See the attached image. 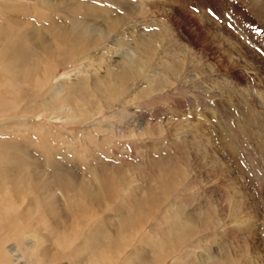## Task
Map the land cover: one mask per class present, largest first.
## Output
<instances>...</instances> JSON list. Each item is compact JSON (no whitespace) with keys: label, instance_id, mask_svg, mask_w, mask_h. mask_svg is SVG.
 <instances>
[{"label":"rangeland","instance_id":"rangeland-1","mask_svg":"<svg viewBox=\"0 0 264 264\" xmlns=\"http://www.w3.org/2000/svg\"><path fill=\"white\" fill-rule=\"evenodd\" d=\"M72 1L0 0V21L12 25L15 16L4 8L22 4L27 9L20 12L23 19L9 28L26 43V24L52 19L43 15L45 4L51 6L49 13L59 15L54 4ZM90 1L105 6L106 14L95 20L96 25L104 27L105 19L123 18L81 59L54 64L51 85L73 82V104L60 99L47 108L45 101L53 98L50 91L42 94L1 77L0 100L19 110L0 121H35L64 133L51 142L57 144L53 151L39 145L42 130L35 133L23 125L25 132L19 133L34 141H27L25 149L39 156L33 161L38 164L36 175L49 181L51 190V176L42 166L48 153L50 163L58 159L65 175L78 180H85L81 173L94 167L106 176L113 174L119 183L106 210L100 209L102 222L127 208L145 214L140 233L148 238L145 247L152 255L174 240L176 225L197 229L171 246L169 256L159 259L161 264H264V0ZM55 48L51 51L59 55L64 50L60 45ZM127 48H134V58L143 64L142 77L128 68V76L122 73L125 65L118 53ZM52 57V53L43 56L50 62ZM122 75L125 89L119 94L111 86L118 85ZM147 78L162 90L139 95ZM113 205L120 207L115 211ZM18 242L22 255L31 261L29 245ZM9 245L0 241V261L19 264L18 252H9ZM71 253L54 251L53 259L66 264L73 261Z\"/></svg>","mask_w":264,"mask_h":264},{"label":"bare ground","instance_id":"bare-ground-1","mask_svg":"<svg viewBox=\"0 0 264 264\" xmlns=\"http://www.w3.org/2000/svg\"><path fill=\"white\" fill-rule=\"evenodd\" d=\"M45 5L46 7L43 8V15L49 18L52 16V19L48 23L39 22V24L33 22V20L30 24L24 23L26 25L24 26L25 29H23L24 35H22L26 43L21 41L19 33L14 31L12 33L10 28L12 30L13 24L17 23L16 20L20 21L23 19L20 12H24L27 9L22 8V4H11L8 8H4L7 11L9 10L7 14H14L16 20L14 21L12 17L13 20L11 21L12 25L9 26L10 28L6 26L5 22L0 21V78L2 77V79L10 84H17L18 82L24 83L27 89L35 90L42 94H47L50 91L51 95L53 94V98L51 102L45 101V106H47V108L54 106V101H59L60 99L71 105L73 104L72 96L76 89L73 86L74 83L60 81L53 87L51 81L55 72L54 64L67 59H81L80 57L84 55L89 46L91 44H96L97 38L102 39L107 36L109 37L112 33V27H115V23L117 22L118 24L123 17L121 16L115 20L112 18L114 21H111L112 19H105L104 27H101L95 24V20L97 18L103 20L102 15L105 13V6L102 4L90 0H74L63 6H56L54 4L55 8L60 13L59 15H54L52 12L49 13V11H51V6L49 7L48 4ZM0 7L3 10L1 3ZM4 23L5 25H3ZM117 27L119 26L117 25ZM14 30L16 31L15 28ZM23 31L21 30V33ZM28 40H30V42L32 41L30 45L27 44V42H29ZM116 40L118 39H115V41ZM141 41L142 40H140V42ZM56 45L64 47L60 55L51 51ZM133 49H123V51L118 53L125 65L122 67V73L128 76V71H125L126 68H128L134 71L136 77H142L145 75L144 67L142 63L136 61V58H134ZM143 49L144 48H142V50ZM56 51H58V49ZM51 53L54 56L51 58V62L43 58L44 55ZM123 75L118 85L111 86L113 92L116 91L120 94L125 89L124 82L126 78L124 79ZM113 84H115V82H113ZM146 84V88L138 91L139 95L145 92L149 93V91L152 93L153 91L162 90L160 85L151 78L146 79ZM109 86L106 90H109ZM5 101L2 99L0 100V117L6 116L8 118L11 114L10 112L17 108L15 105L8 104ZM12 115H14V113ZM7 118L6 122L0 121V241L4 243L9 242V252H18L16 257L21 258L20 263L18 262L19 264H37V262L39 264H60L53 259L54 251H60L62 254L72 252L71 258L73 261L71 260L66 264H161L160 260L168 257L172 252L171 246H175V243H182L186 236L189 234L193 235L192 232L197 230L191 229L188 225L186 226L188 228L176 225L173 227L175 231L174 240L168 242V245L165 243V246H167L161 248L158 255H152L150 253L151 251L149 252L145 247L148 238L146 236H141L140 233L141 228L144 227L145 222L143 219L145 214H141V212L135 213L132 208H127L125 209V213L121 214L118 211V217L115 219L111 216V211V213H109L111 215H107V220L105 219L106 222L104 224L102 222L103 217L100 215V209H104L108 206L110 197L114 196L113 193L114 191L116 192L117 183H119L117 182L119 180L112 176L113 174L106 176V174H101L100 168L94 167L90 172H87V170L81 173V178L83 177L85 180H78L79 178L77 179L76 177L72 178L65 175L58 166V159H54L51 163L49 162L51 153L49 154L47 152V156L45 155L47 159L42 160V166L43 168L45 167L44 171L48 173L46 175L49 177L51 176L50 179L53 183V188L51 190L49 181L36 175L38 164L33 161L39 159V156L37 157V154L31 150L29 152L25 149V147L28 148L27 141H32L30 138L31 136H29V134H21L20 137L19 133L25 132L22 129L23 125L30 126L35 133L38 132V130H42L39 145L44 150L45 148H49V151H53V148L55 149V145H57L51 142L57 139V137L60 138L64 136V133L59 131L58 133L60 134H57V132H53L52 129L43 126V124L39 122L35 123V121H30V124L22 121L16 122V120H9V122H7ZM108 127H111V125H108ZM69 141V148L72 150L73 156L77 158V150L74 149L75 147L73 148L71 140ZM32 142L34 143V141ZM31 152L32 154H30ZM48 163L50 167L46 165ZM31 172H35V177H33ZM161 173L164 175L162 171ZM157 183L160 184L159 182ZM166 190L168 191L167 188ZM139 201L140 200H138V202ZM151 202L148 201V204H151ZM114 205L112 209L115 211L118 210L120 206L117 208L116 205V208H114ZM159 207L161 206L159 205ZM154 210L155 209H153V211ZM144 212L147 216L150 214L148 209ZM151 213L153 214V212ZM9 214H11V221H9ZM142 221L144 223H142ZM184 222L183 224H185ZM113 223H116L115 228L112 226ZM179 224L180 223H178V225ZM194 224L193 226H195ZM114 233L116 237L112 236ZM19 240H21L23 244L27 243L29 245L32 256L31 261L26 259L20 252L18 248ZM160 243L163 242L160 241ZM174 248L175 247H173V249ZM205 261V259L202 260L203 263H205ZM184 263L175 261L174 264ZM0 264L5 263L0 261ZM211 264L217 263L214 261L211 262Z\"/></svg>","mask_w":264,"mask_h":264}]
</instances>
